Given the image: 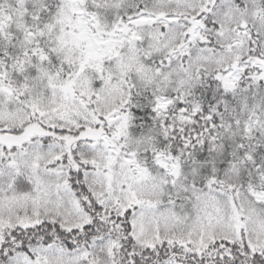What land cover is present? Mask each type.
I'll return each mask as SVG.
<instances>
[{
	"label": "snow or ice",
	"instance_id": "snow-or-ice-1",
	"mask_svg": "<svg viewBox=\"0 0 264 264\" xmlns=\"http://www.w3.org/2000/svg\"><path fill=\"white\" fill-rule=\"evenodd\" d=\"M0 264H264V0H0Z\"/></svg>",
	"mask_w": 264,
	"mask_h": 264
}]
</instances>
